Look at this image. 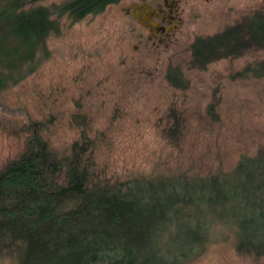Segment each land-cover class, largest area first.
<instances>
[{
	"label": "rangeland",
	"instance_id": "374dc122",
	"mask_svg": "<svg viewBox=\"0 0 264 264\" xmlns=\"http://www.w3.org/2000/svg\"><path fill=\"white\" fill-rule=\"evenodd\" d=\"M134 2L120 0L77 22L60 18L59 32L46 39L32 72L0 90V170L23 152L30 133L38 131L67 153L84 126L110 180L174 184V193L190 196L197 195L184 185H195L200 197L216 198L200 184L224 174L230 199L197 201L173 214L161 249L171 257L184 251L188 258L193 249L185 231L198 225L207 231L205 249L188 264H264V256L235 250L245 234L240 220L252 210L236 195L234 185L243 177L232 171L264 145V69L260 76L242 73L264 63V48L247 47L204 69L193 65L189 50L197 36L244 27L250 16L264 15V0H180L179 23L161 42L147 39L132 14ZM169 67L180 70L187 87L169 85ZM185 260L177 257L175 264Z\"/></svg>",
	"mask_w": 264,
	"mask_h": 264
},
{
	"label": "trees",
	"instance_id": "16d2710c",
	"mask_svg": "<svg viewBox=\"0 0 264 264\" xmlns=\"http://www.w3.org/2000/svg\"><path fill=\"white\" fill-rule=\"evenodd\" d=\"M42 1L0 0V90L32 72L37 54L46 50V39L59 32L60 18L77 22L120 0H63L50 6L38 4ZM250 46L264 48V15L250 16L244 27L197 36L189 50L193 65L204 69L213 61L237 57ZM263 69L264 63L249 65L242 73L260 76ZM166 79L174 88L187 87L176 67L168 68ZM173 116L172 124L178 123ZM94 150L84 126L67 153L54 149L38 131L30 133L23 152L0 170V260L8 264H175L179 257L188 264L204 251L207 231L198 225H188L185 231L186 243L193 249L188 258L184 251L173 257L162 251L160 239L178 211L186 212L197 201L230 199L224 195L231 186L224 174L206 177L200 184L216 198L200 197L195 185L187 184L197 196L178 195L174 184L153 188L148 179L110 180ZM232 171L243 177L234 185L240 189L236 195L252 210L240 220L245 234L236 241L235 250L264 256V145L255 155L242 156Z\"/></svg>",
	"mask_w": 264,
	"mask_h": 264
},
{
	"label": "flooded vegetation",
	"instance_id": "af4514ba",
	"mask_svg": "<svg viewBox=\"0 0 264 264\" xmlns=\"http://www.w3.org/2000/svg\"><path fill=\"white\" fill-rule=\"evenodd\" d=\"M180 0H135L130 4L132 14L141 27L148 31V40L162 41V37L171 33L179 21L175 20ZM130 13V12H129Z\"/></svg>",
	"mask_w": 264,
	"mask_h": 264
}]
</instances>
